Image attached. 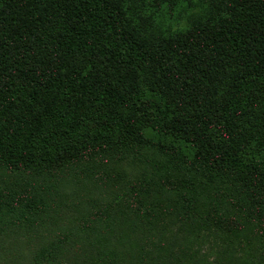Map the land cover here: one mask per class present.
Here are the masks:
<instances>
[{
    "label": "trees",
    "instance_id": "16d2710c",
    "mask_svg": "<svg viewBox=\"0 0 264 264\" xmlns=\"http://www.w3.org/2000/svg\"><path fill=\"white\" fill-rule=\"evenodd\" d=\"M102 168L127 179L92 224L156 208L228 238L207 264H264V0H0V222L40 212L41 180ZM146 234L90 264H206Z\"/></svg>",
    "mask_w": 264,
    "mask_h": 264
},
{
    "label": "rangeland",
    "instance_id": "374dc122",
    "mask_svg": "<svg viewBox=\"0 0 264 264\" xmlns=\"http://www.w3.org/2000/svg\"><path fill=\"white\" fill-rule=\"evenodd\" d=\"M183 4L179 1L178 7ZM139 163L124 165L127 178L142 175L143 165L142 162ZM102 169L105 177L72 178L55 187L46 185L45 190L42 184L48 181L41 180L37 183L35 190H40L44 197L40 212L25 223H10L9 218L5 219L6 222H0V264H90L91 260L98 259V248L119 245L118 236L121 238L120 242L124 243L123 249H128L137 241L144 243L145 238L142 240V237L146 233V236L151 235L155 240L171 243L174 248L186 244L206 264L208 259L219 255L220 244L228 239L225 235H220L208 223L193 221L188 217H184L185 221H182L175 213L164 212L160 217L156 208L153 209L151 220L144 223L120 202L109 209L106 228L99 221L92 224L87 220L91 213L119 200V186L127 179L116 175V170ZM8 179L13 180L15 176L9 175ZM25 185L30 186V182L21 184V189ZM153 199L165 203V210L171 211L169 195L159 193ZM204 200L198 203L200 208L207 207L208 202ZM133 221L137 223L133 224ZM92 226H96L95 230ZM60 238L61 246L55 250L53 257L46 258L37 254L42 246ZM237 239L238 237H233L231 242ZM119 263L130 264L125 257Z\"/></svg>",
    "mask_w": 264,
    "mask_h": 264
}]
</instances>
